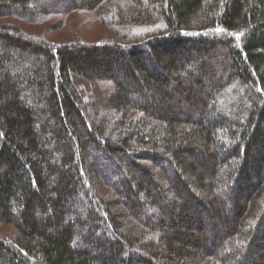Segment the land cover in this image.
Returning a JSON list of instances; mask_svg holds the SVG:
<instances>
[{
	"label": "trees",
	"instance_id": "obj_1",
	"mask_svg": "<svg viewBox=\"0 0 264 264\" xmlns=\"http://www.w3.org/2000/svg\"><path fill=\"white\" fill-rule=\"evenodd\" d=\"M0 264H264V0H0Z\"/></svg>",
	"mask_w": 264,
	"mask_h": 264
}]
</instances>
